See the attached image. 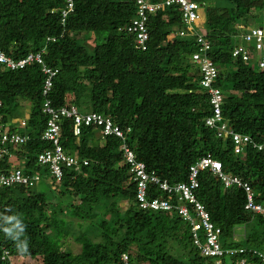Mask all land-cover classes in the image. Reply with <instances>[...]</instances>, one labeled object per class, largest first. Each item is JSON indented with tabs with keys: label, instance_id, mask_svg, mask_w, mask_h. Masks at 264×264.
I'll use <instances>...</instances> for the list:
<instances>
[{
	"label": "trees",
	"instance_id": "16d2710c",
	"mask_svg": "<svg viewBox=\"0 0 264 264\" xmlns=\"http://www.w3.org/2000/svg\"><path fill=\"white\" fill-rule=\"evenodd\" d=\"M195 1L205 13L210 56L220 70L217 84L224 93L223 118L234 131L261 143L264 69L252 58L244 62L233 57L232 49L243 32L239 25L247 28L250 18L262 14L264 0ZM62 7L63 0H0V50L20 58L45 47L43 62L57 70L47 95L53 107L73 103L81 112L110 117L125 131L146 171L171 185L187 182L190 166L209 154L221 162L224 173L249 182L257 201L264 199V149L248 143L234 153L231 137L219 136L216 127L205 123L212 112L209 95L199 86L198 69L190 62L192 38L176 34L183 27L177 5H164L150 16L146 50L137 49L134 36L120 29L135 15L134 0H74L64 24ZM89 33L95 35L93 45ZM46 75L36 63L17 70L0 68L4 121L20 114L21 100L32 104L26 125L30 140L8 149L26 170L41 171L51 189L47 195L26 185H0V243L11 256L23 264H123L120 257L126 253L129 264H209L210 259L193 245L190 225L175 210L152 211L138 205L136 182L119 138L96 137L94 125L83 126L76 137L72 119L63 118L61 145L85 158L87 165L64 167L56 182L37 164V154L53 147L41 139L47 121L42 111ZM11 169L6 155L0 171ZM197 178L196 199L220 228L221 246H243L246 252L232 259L245 256L259 263L251 250L264 251V216L244 209L242 187H225L208 169ZM147 196L178 204L176 194L155 184H149ZM121 200L128 201L125 210L118 205ZM76 223L87 225L89 238L78 234ZM241 225L246 229L236 235ZM70 235L80 245L78 252L66 242ZM198 235L203 242L204 232ZM0 264H5L1 246Z\"/></svg>",
	"mask_w": 264,
	"mask_h": 264
},
{
	"label": "built area",
	"instance_id": "2783aa9c",
	"mask_svg": "<svg viewBox=\"0 0 264 264\" xmlns=\"http://www.w3.org/2000/svg\"><path fill=\"white\" fill-rule=\"evenodd\" d=\"M64 7L61 9V22L64 24L67 15L74 9V0H63ZM136 10L134 17L127 25L120 28L135 38V47L139 50H146L149 41L148 21L164 5H177L182 14V29L176 34L181 37H190L194 42V50L190 54V62L198 69L199 86L209 95L211 105V115L205 119V123L210 127H216L218 135L226 138L231 137L234 153H240L245 144H252L253 147L264 149V140L261 143H254L247 134L234 131L223 118L222 104L224 99L223 90L218 86L219 68L214 64L210 56L211 42L206 38L201 28L202 9L195 0H163L154 2L152 0H134ZM53 12V10H51ZM241 35L242 41L234 45L232 56L240 58L244 62L251 61L252 54H257L256 64L259 69H264V26L245 27ZM169 35L171 37L173 34ZM47 41L55 40V37H47ZM45 47L40 51H30L25 56L13 58L0 50V68L8 70H17L25 68L31 64H40L42 71L47 74L44 80L42 94L45 97L42 103V111L47 115L46 127L41 134V139L52 143L51 149H45L37 154V164L46 168L49 176L56 182H59L63 175L64 167L78 169L81 165H87L85 158H79L76 153H68L60 143L61 138V120L63 118L72 119V134L79 136L83 126L94 125L99 131V136L104 139L107 136H115L121 140V149L124 153L126 162L130 164V171L133 173V180L136 182V198L138 205L145 210L152 211H171L175 210L181 218L186 221L192 231L193 245L198 249L200 255L209 258V264H264V251L251 250L259 258V263L248 260L242 256L236 260L232 258L242 255L246 248L222 247L219 241L220 228L210 221V216L204 205L196 199L195 190L199 186L198 174L201 170L208 169L217 175L225 187L236 185L242 187L246 193V202L244 209L262 214L264 216V199L257 201L251 185L247 181H242L240 177L233 174L224 173L221 162L212 158L209 154L203 156L194 165L190 166V174L187 182L169 184L166 179H160L154 172L148 173L145 164L136 159L134 150L126 141L125 131L115 124L110 117L104 116L95 111L81 112L73 104L69 103L60 107H53L51 100L47 97L52 86V77L57 70L47 67L43 62ZM3 107L0 99V109ZM26 119H21L18 123L19 128H25ZM9 124L4 121L0 112V163L4 156H8L12 169L9 172L0 171V185L14 186L26 185L35 187L43 179L41 171H29L24 165L12 161L13 152L8 149L9 146L15 147L23 145L30 140L27 132H18L12 130ZM149 184H155L157 187L168 193L176 194L178 204L174 205L166 198L153 197L148 198L147 189ZM203 231L205 240L201 242L198 232ZM1 246V260L5 264H23L16 263L11 256L7 246ZM228 259V261H227ZM123 264L128 263V256L123 253L120 257Z\"/></svg>",
	"mask_w": 264,
	"mask_h": 264
},
{
	"label": "rangeland",
	"instance_id": "374dc122",
	"mask_svg": "<svg viewBox=\"0 0 264 264\" xmlns=\"http://www.w3.org/2000/svg\"><path fill=\"white\" fill-rule=\"evenodd\" d=\"M250 26H264V11H262V14H259L258 17H255V18H250V21L248 22L247 24V27H250ZM95 41H96V38L95 36L92 34V33H89L88 34V42L91 43L92 45L95 44ZM257 59V54L256 53H253L252 54V61H256ZM36 189H39V190H44V192L49 195L50 192H51V189L49 187V185L46 184L45 180L42 179V181L40 183H38L36 186H35ZM65 198V197H64ZM119 207L122 208L123 210H125V208L128 206V201L126 200H121L119 202ZM70 217V216H69ZM74 220V218H71ZM89 223V222H88ZM87 223V224H88ZM254 223V219L251 220V222L249 223V226H251L252 224ZM255 223H256V220H255ZM66 229L70 232L71 231V227L69 224H66ZM75 226V229L78 231V234H83L84 237H88L89 235H91V233L89 232L88 235H86V229H87V225L85 226V224L83 226H80L78 227L77 223L76 225L74 224ZM93 225L91 224V227ZM237 228V231H236V235L244 232V230L246 229L245 225H241V226H238L236 227ZM96 236V235H95ZM97 237V236H96ZM89 238V237H88ZM66 242L68 244V246H71L72 250L74 252H78L80 250V245L76 243L75 239H74V236L70 235L69 237L66 238ZM236 244H232L231 246L229 247H237L235 246ZM14 260L16 263H21L22 261L17 258V257H14ZM228 261V259H227ZM114 264V263H112Z\"/></svg>",
	"mask_w": 264,
	"mask_h": 264
},
{
	"label": "crops",
	"instance_id": "0c3cea01",
	"mask_svg": "<svg viewBox=\"0 0 264 264\" xmlns=\"http://www.w3.org/2000/svg\"><path fill=\"white\" fill-rule=\"evenodd\" d=\"M201 15H202V23H201V28L203 27V32L205 33V26H206V19H205V13H204V11L202 10V12H201ZM94 35V34H93ZM95 36V35H94ZM240 39V41L238 42V43H240L241 41H242V38L240 37L239 38ZM194 66V65H193ZM195 67V66H194ZM19 104H20V106H19V112H20V114H15L14 115V117H11V119L7 122V124H9V127L11 128V129H14V130H16V131H18V132H21V133H23V132H27L26 131V127L23 129V128H19L18 127V123H19V121L21 120V119H26L27 121H28V118H29V116H30V113H31V102L30 101H28V100H21L20 102H19ZM8 127V128H9ZM28 133V132H27ZM29 134V133H28ZM95 136L96 137H100L99 136V131L97 130H95ZM102 139V138H101ZM11 160L14 162H18V164H21V165H24V162L22 161V160H19V158H17V157H15L14 155L12 156V158H11ZM42 167V166H41ZM44 168V167H43Z\"/></svg>",
	"mask_w": 264,
	"mask_h": 264
},
{
	"label": "clouds",
	"instance_id": "9594fccd",
	"mask_svg": "<svg viewBox=\"0 0 264 264\" xmlns=\"http://www.w3.org/2000/svg\"><path fill=\"white\" fill-rule=\"evenodd\" d=\"M244 31V30H243ZM243 33V32H242ZM242 33L240 34V37H241V35H242ZM242 38V37H241ZM263 200V199H262ZM245 205V204H244ZM246 210V209H245ZM248 211V210H247ZM253 213V212H252ZM254 214H257V213H254ZM26 251V250H25Z\"/></svg>",
	"mask_w": 264,
	"mask_h": 264
}]
</instances>
